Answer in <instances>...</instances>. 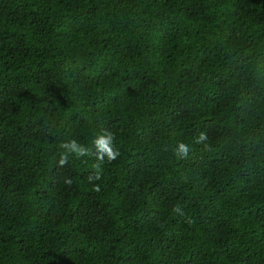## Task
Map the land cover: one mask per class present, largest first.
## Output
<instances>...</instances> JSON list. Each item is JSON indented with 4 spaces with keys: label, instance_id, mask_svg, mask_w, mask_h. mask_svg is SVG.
Masks as SVG:
<instances>
[{
    "label": "trees",
    "instance_id": "obj_1",
    "mask_svg": "<svg viewBox=\"0 0 264 264\" xmlns=\"http://www.w3.org/2000/svg\"><path fill=\"white\" fill-rule=\"evenodd\" d=\"M0 264H264V0H0Z\"/></svg>",
    "mask_w": 264,
    "mask_h": 264
},
{
    "label": "clouds",
    "instance_id": "obj_2",
    "mask_svg": "<svg viewBox=\"0 0 264 264\" xmlns=\"http://www.w3.org/2000/svg\"><path fill=\"white\" fill-rule=\"evenodd\" d=\"M205 139V134L201 133L196 142L201 143ZM114 143L115 135L110 131H104L93 140V144L96 149L95 153H92L89 148L80 144L76 139L64 141L59 145V147L64 150L59 163L61 166L66 164L70 155H75L77 158L94 155L96 161L93 164L94 174L96 178H99L102 166L105 163V158H107V162H112L120 155V152L114 148ZM175 151L178 156H187L190 151V145L184 142H179ZM65 183L70 185L72 181L71 179H66ZM94 190L99 191V186H95Z\"/></svg>",
    "mask_w": 264,
    "mask_h": 264
}]
</instances>
